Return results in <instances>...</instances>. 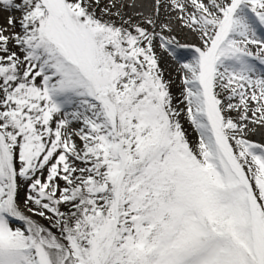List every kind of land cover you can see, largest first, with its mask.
<instances>
[{
	"label": "snow or ice",
	"instance_id": "obj_1",
	"mask_svg": "<svg viewBox=\"0 0 264 264\" xmlns=\"http://www.w3.org/2000/svg\"><path fill=\"white\" fill-rule=\"evenodd\" d=\"M0 12V264H264V0Z\"/></svg>",
	"mask_w": 264,
	"mask_h": 264
},
{
	"label": "rangeland",
	"instance_id": "obj_2",
	"mask_svg": "<svg viewBox=\"0 0 264 264\" xmlns=\"http://www.w3.org/2000/svg\"><path fill=\"white\" fill-rule=\"evenodd\" d=\"M8 15H9L8 12H0V25H3V24L6 23V17ZM15 15L18 16L19 13H15ZM178 35L181 37L182 41L195 42V41H193L191 39L190 36L185 35L183 32H179V30H178ZM165 59H166V62L162 66L165 68L166 74H169L171 78H174L175 83H174V86H173V91H174V93H178L179 92V88L177 86L179 85V77L176 74V70H175L176 66L171 60H167V58H165ZM185 128L188 130L190 138L195 140L196 139V133L194 132L192 127L187 122H185ZM251 139H253V140H262V139H264V136H262L261 134H257L255 136L251 137Z\"/></svg>",
	"mask_w": 264,
	"mask_h": 264
}]
</instances>
